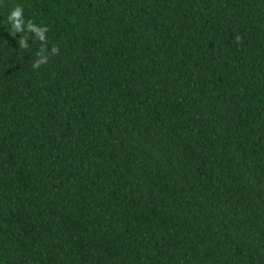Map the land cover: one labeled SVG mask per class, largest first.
Segmentation results:
<instances>
[{"label": "trees", "instance_id": "1", "mask_svg": "<svg viewBox=\"0 0 264 264\" xmlns=\"http://www.w3.org/2000/svg\"><path fill=\"white\" fill-rule=\"evenodd\" d=\"M0 264H264V0H0Z\"/></svg>", "mask_w": 264, "mask_h": 264}]
</instances>
